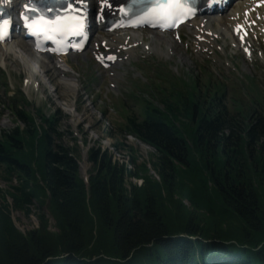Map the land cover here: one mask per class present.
<instances>
[{"label":"trees","instance_id":"1","mask_svg":"<svg viewBox=\"0 0 264 264\" xmlns=\"http://www.w3.org/2000/svg\"><path fill=\"white\" fill-rule=\"evenodd\" d=\"M196 84L142 90L139 114L122 103L121 131L155 154L131 169L94 146L89 186L58 114L12 100L25 127L0 136V170L17 180L0 202V264H264V100L230 114L225 95ZM36 205L24 233L13 212Z\"/></svg>","mask_w":264,"mask_h":264},{"label":"rangeland","instance_id":"2","mask_svg":"<svg viewBox=\"0 0 264 264\" xmlns=\"http://www.w3.org/2000/svg\"><path fill=\"white\" fill-rule=\"evenodd\" d=\"M224 24L226 25V22ZM225 25H223V28H225ZM219 30L222 29L219 27ZM227 30L229 32L228 28ZM225 32L220 43V46L224 48V52H220V56L210 60L204 56L205 54L193 53L191 48L189 49V46L187 47L185 44L172 43L170 37H154V39H151L150 36L141 35L145 40V44L155 51L151 50L148 53H144L141 50L136 51L129 61L124 60V64L114 71L119 78H115L113 81H111L109 73L105 74L101 70L97 71L99 69L91 64L89 60L90 55L84 59L74 58L68 60V65L71 68L68 67L67 73L63 76V74L59 75L55 71L54 64L56 63L54 61L35 55L30 47L20 39L12 43L17 51L22 52L20 55L8 53L9 46L0 45V51L6 53V66H0V133L3 131L11 132L17 126L25 127L15 115L13 103L11 102L12 98L22 100L23 93L31 103V107L26 109L33 112L38 109L43 110L48 117L58 114L64 129L78 139V144L82 150L81 163H83L82 165L86 170L91 167V163L87 160V153L94 146L108 150L113 155L114 160L127 164L131 169L141 166L143 163L148 164L149 160L152 159V155L155 154L153 147L136 140L134 137H129V135L121 131L123 125H126L127 118L125 117L126 113L123 110L120 98L125 95V91L128 90L130 85L137 82L131 78L132 75L129 73L133 72V76L143 77L145 83L158 79L156 77L157 68L150 67L151 63H154L150 60L151 57H155V64L160 62L165 64L164 62H167V65H164L166 68H163V70L171 76V82L176 80L175 77L177 79L181 77L188 82L189 80H186L187 76H185L187 73L200 76L202 83L198 84L197 87L202 95L204 92H208L205 89V83L210 78L217 80L224 78L222 82H226L227 84L225 85L232 91L229 105L225 100L230 114L233 112L242 114L246 106H253L255 101L259 99L260 90L264 92V60L256 57L252 63L246 62L242 55L239 54L240 51L237 52L232 49L233 44L230 41L229 34L227 31ZM184 35L187 37L185 42H189V32H184ZM113 36H107V38ZM141 60L145 62L143 64L137 63L138 70L129 68L130 61L142 62ZM90 65L92 67L88 69L87 67ZM209 73L213 77L209 76ZM242 73L244 75L251 74L254 79L245 77ZM92 76L96 81L94 86L88 87L89 84L86 83V78ZM238 77L240 80H238ZM25 80L30 82V84H26ZM35 82L39 84L38 88L33 87ZM213 82L216 84V81ZM111 83L117 86L115 92L111 91ZM170 84V82H165L160 87L168 89ZM240 85H242L241 88L239 87ZM69 86H73V88ZM176 86L183 87L178 82H176ZM133 90L138 89L133 88ZM125 98H127V95ZM18 103H21V101H18ZM141 105L142 102L135 100L128 114H139ZM20 107L21 104L18 107L19 110H21ZM39 120L37 119V123L41 125ZM84 139L88 141V145L84 144ZM62 141L69 146L74 144L72 137L68 133L64 135ZM121 143L126 144V147L116 146ZM130 147L133 148V151H131ZM133 157L136 160L135 163L131 161ZM149 168L151 169V175L159 179L151 165H149ZM131 181L138 185L143 182L136 179ZM16 185V179L10 182L4 176L3 170H0L1 203L11 204L12 200L7 196V192L10 190V186ZM2 196L6 197V201L3 200ZM37 213V205L32 207V214L29 217L21 211H14L13 218L17 228L24 233L36 229L39 224Z\"/></svg>","mask_w":264,"mask_h":264},{"label":"snow or ice","instance_id":"3","mask_svg":"<svg viewBox=\"0 0 264 264\" xmlns=\"http://www.w3.org/2000/svg\"><path fill=\"white\" fill-rule=\"evenodd\" d=\"M193 9L190 0H153L150 14H153L160 21H168L170 24L177 23L181 17L192 13ZM142 22V21H138ZM10 20L0 22V34L3 33L6 25ZM35 26L42 28L44 31H54L63 33L65 30H71L73 26L79 25L80 21L74 18H53L45 20L43 18L38 22H34ZM32 27L33 25H26ZM70 34H80L79 32H70Z\"/></svg>","mask_w":264,"mask_h":264},{"label":"bare ground","instance_id":"4","mask_svg":"<svg viewBox=\"0 0 264 264\" xmlns=\"http://www.w3.org/2000/svg\"><path fill=\"white\" fill-rule=\"evenodd\" d=\"M239 7H243L242 8V10H241V15H240V12L238 13V9H236L234 12H232L231 14H230V16H229V21H228V25H231V26H233V25H236V23H237V20L236 19H240L241 18V16H242V14H244L245 12H246V10H249V9H252L253 7H254V4H249V1L248 0H245V1H243V2H240L239 3ZM16 8V5H14V9ZM208 19H205L204 21H198V22H196V24H198V27L197 28H195L194 27V29L196 30V35L198 36V35H200L201 36V39L203 40L204 38H207V33H206V31H205V29H208V30H210V31H212L213 30V24H212V17H207ZM232 18V19H231ZM243 19H244V17H243ZM223 21L222 20H220V21H218V23H222ZM260 27H261V29H264V25L262 26V25H260ZM217 33V32H216ZM129 36H127V38H126V36L124 37V38H118V37H116L114 40H112L111 42H110V44L111 45H115V44H118V45H121V46H125V41H129V40H131V39H133V41H131L129 44H133V43H135V42H137L138 40H136V39H138V37L136 36V35H134V34H128ZM131 35V36H130ZM263 38H264V35L262 36ZM129 44H127V45H129ZM16 47H14V45H10L9 46V51H8V53H13V54H15V55H20V54H22V52H20V51H17L16 49H15ZM6 55V53H2V52H0V65L2 66V67H5V63L3 62V60H2V58L4 57ZM33 57V56H32ZM31 57V58H32ZM30 58V57H29ZM35 58V57H34ZM33 59V58H32ZM31 59V60H32ZM59 72H61L62 74H66L67 73V69L66 68H64V70H59ZM70 88H73V86H69Z\"/></svg>","mask_w":264,"mask_h":264}]
</instances>
